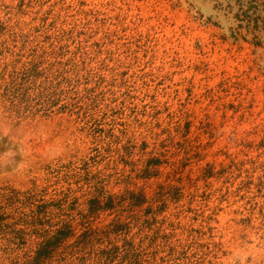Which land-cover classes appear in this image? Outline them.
I'll use <instances>...</instances> for the list:
<instances>
[{
  "label": "rangeland",
  "instance_id": "374dc122",
  "mask_svg": "<svg viewBox=\"0 0 264 264\" xmlns=\"http://www.w3.org/2000/svg\"><path fill=\"white\" fill-rule=\"evenodd\" d=\"M263 3L0 0V187L171 184L140 264H264Z\"/></svg>",
  "mask_w": 264,
  "mask_h": 264
},
{
  "label": "trees",
  "instance_id": "16d2710c",
  "mask_svg": "<svg viewBox=\"0 0 264 264\" xmlns=\"http://www.w3.org/2000/svg\"><path fill=\"white\" fill-rule=\"evenodd\" d=\"M258 14L255 24L260 22L264 29V13L263 17L260 11ZM27 65L26 72H35L33 61ZM160 164L159 158L147 161L145 178ZM48 188L33 185L21 191L0 187V264H112L118 260L119 264H140L142 251L129 236L131 225L141 232L150 231L163 212L160 207L165 204L166 188L180 193L174 185L158 184L150 198L141 190L129 189L115 197L105 196L102 187L93 190L89 186L90 198L79 210L78 198L69 201L73 191L67 189L46 200ZM124 205L130 209L128 214H117ZM106 212L114 215L110 222L91 225ZM150 237L153 239V235H145V239Z\"/></svg>",
  "mask_w": 264,
  "mask_h": 264
},
{
  "label": "clouds",
  "instance_id": "9594fccd",
  "mask_svg": "<svg viewBox=\"0 0 264 264\" xmlns=\"http://www.w3.org/2000/svg\"><path fill=\"white\" fill-rule=\"evenodd\" d=\"M9 155H11V153H9Z\"/></svg>",
  "mask_w": 264,
  "mask_h": 264
}]
</instances>
